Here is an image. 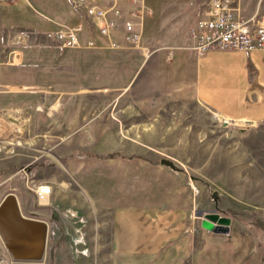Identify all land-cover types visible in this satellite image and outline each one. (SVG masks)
<instances>
[{"label": "rangeland", "instance_id": "374dc122", "mask_svg": "<svg viewBox=\"0 0 264 264\" xmlns=\"http://www.w3.org/2000/svg\"><path fill=\"white\" fill-rule=\"evenodd\" d=\"M165 54L151 57L164 67ZM128 55L120 69H91L85 85L62 71L56 88L45 77L35 91L0 89V203L13 194L48 225L42 264H110L122 209L189 217L185 264H264V123L222 121ZM41 185L53 189L45 207ZM210 214L229 220L226 234L204 228Z\"/></svg>", "mask_w": 264, "mask_h": 264}, {"label": "crops", "instance_id": "0c3cea01", "mask_svg": "<svg viewBox=\"0 0 264 264\" xmlns=\"http://www.w3.org/2000/svg\"><path fill=\"white\" fill-rule=\"evenodd\" d=\"M144 2L152 15L142 25L143 45L176 49L164 67L157 57L143 61L134 51L108 50L107 39L99 37L88 22H84L80 43L94 41L95 49H57L46 33L81 21L69 0H0V89L6 93L14 88L35 91L45 77L53 79L47 86L53 88L51 83L62 71L75 73L85 85L91 69L101 70L107 62L120 69L125 65L121 60L132 52L141 58L138 72L143 63L150 62L156 83L180 84L218 119L264 123V52L212 51L195 57L183 49L187 45L185 31L198 18L203 0ZM233 4L245 18L264 15V0H233ZM119 38L120 34L113 35V39ZM193 240L192 221L173 209H122L114 218L110 264H185Z\"/></svg>", "mask_w": 264, "mask_h": 264}, {"label": "built area", "instance_id": "2783aa9c", "mask_svg": "<svg viewBox=\"0 0 264 264\" xmlns=\"http://www.w3.org/2000/svg\"><path fill=\"white\" fill-rule=\"evenodd\" d=\"M77 17L81 20L73 26H64L46 33V38L55 42L61 51L95 49L97 44L80 43L84 35V22H88L95 33L107 39L110 51L130 50L138 53L143 61L161 49H149L142 43V25L152 15L144 0H69ZM114 34L120 38L113 39ZM187 45L183 49L195 57L212 51L264 52V15L254 14L245 18L233 4V0H203L198 18L186 29ZM165 61L173 57L175 48H167ZM53 189L41 185L35 189V198L40 202L49 198ZM48 239V238H47ZM80 240L84 241V237ZM4 251V249H3ZM0 264H11L0 255Z\"/></svg>", "mask_w": 264, "mask_h": 264}, {"label": "water", "instance_id": "95a60500", "mask_svg": "<svg viewBox=\"0 0 264 264\" xmlns=\"http://www.w3.org/2000/svg\"><path fill=\"white\" fill-rule=\"evenodd\" d=\"M161 165H172L161 160ZM205 219L204 228L214 234H226L229 220L214 214ZM48 238V225L41 220L24 217L13 194L6 195L0 203V242L11 258V264H42Z\"/></svg>", "mask_w": 264, "mask_h": 264}, {"label": "bare ground", "instance_id": "6f19581e", "mask_svg": "<svg viewBox=\"0 0 264 264\" xmlns=\"http://www.w3.org/2000/svg\"><path fill=\"white\" fill-rule=\"evenodd\" d=\"M220 120H222V119H220ZM47 203H48L47 198L41 201V204H47Z\"/></svg>", "mask_w": 264, "mask_h": 264}]
</instances>
